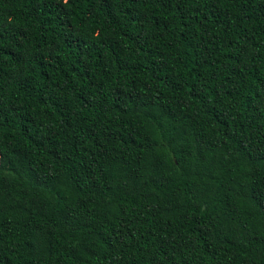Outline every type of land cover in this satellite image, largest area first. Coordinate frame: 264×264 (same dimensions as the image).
I'll list each match as a JSON object with an SVG mask.
<instances>
[{
	"label": "trees",
	"instance_id": "obj_1",
	"mask_svg": "<svg viewBox=\"0 0 264 264\" xmlns=\"http://www.w3.org/2000/svg\"><path fill=\"white\" fill-rule=\"evenodd\" d=\"M0 264H264V0H0Z\"/></svg>",
	"mask_w": 264,
	"mask_h": 264
}]
</instances>
